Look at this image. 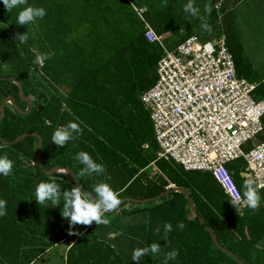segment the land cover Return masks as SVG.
I'll list each match as a JSON object with an SVG mask.
<instances>
[{
  "label": "trees",
  "instance_id": "obj_1",
  "mask_svg": "<svg viewBox=\"0 0 264 264\" xmlns=\"http://www.w3.org/2000/svg\"><path fill=\"white\" fill-rule=\"evenodd\" d=\"M241 1L192 0L199 11L189 16L183 11L188 0H27L25 6L43 7L45 16L29 26L23 43L13 39L27 31L26 26L14 24L17 10L6 12L0 4V110L5 98L13 99L23 111L30 108L14 79L23 85L24 96L33 99L27 114L7 103L0 120L3 140L28 134L9 145L0 140V155L13 162L11 173L0 177V199L6 201L5 215L0 216V264H31L62 240L71 242L66 264H124V257L92 229L94 222L72 225L74 234L69 235V224L59 215L61 205L51 207L46 202L45 208L30 200L39 182L54 181L61 191L76 186L70 175L46 173L57 166L71 169L88 192L94 183L106 182L119 200L156 197L171 185L185 188L224 248L246 264H264V205L235 209L210 172L185 171L175 162L158 159L150 114L141 100L142 93L156 83L163 54L159 44L145 38L142 18L164 35L170 49L193 35L207 41L224 33L237 73L243 77L248 66L243 65L242 48L231 44L236 36L235 7ZM205 5L209 13L204 12ZM202 23L211 31L202 29ZM49 52L52 55L42 65L33 63L36 55ZM255 97L264 98V82H259ZM68 121L79 124L80 134L64 147L48 142L51 133ZM36 134L42 137V166L37 162ZM256 141H264V130ZM79 151L102 164L104 174L80 176L82 166L73 159ZM152 163L160 172L149 169ZM228 168L239 190L244 179H253L242 157ZM261 193L264 196V190ZM168 195L185 198L171 192L161 200ZM128 204L105 212L104 218L147 209ZM178 222L183 229H177ZM170 224L172 230L163 231L155 242L160 252L144 256L139 264H163L165 254L173 249L177 256L167 264H239L215 245L188 204Z\"/></svg>",
  "mask_w": 264,
  "mask_h": 264
},
{
  "label": "built area",
  "instance_id": "obj_2",
  "mask_svg": "<svg viewBox=\"0 0 264 264\" xmlns=\"http://www.w3.org/2000/svg\"><path fill=\"white\" fill-rule=\"evenodd\" d=\"M142 20L145 38L163 50L156 83L141 95L158 159L210 172L227 196H241L228 164L242 157L253 180L264 184V141H256L264 130V98L255 97L259 82L238 75L226 35L207 41L193 35L170 49L164 35ZM242 206L241 198L237 208Z\"/></svg>",
  "mask_w": 264,
  "mask_h": 264
},
{
  "label": "clouds",
  "instance_id": "obj_3",
  "mask_svg": "<svg viewBox=\"0 0 264 264\" xmlns=\"http://www.w3.org/2000/svg\"><path fill=\"white\" fill-rule=\"evenodd\" d=\"M27 0H0V4L3 5L6 12H12L14 9L17 10L15 13V25L26 26L27 31L25 33H17L13 39H18L20 43H23L27 36L25 35L29 31V26L33 25L37 19L45 16V9L43 7L25 6ZM183 11L189 16H195L198 13V9L193 7L192 0L183 6ZM204 12L209 13L210 9L207 5L204 7ZM201 28L206 31H211L210 26L207 23H202ZM52 53L49 52L44 55H36L33 63L39 65L42 61ZM81 128L75 121H68L65 125L57 127L50 135L52 144L59 147L64 145L70 140L74 139V134L79 135ZM73 159L77 161L82 167L80 168V176H101L104 174V167L102 164L95 162L88 153L84 151L77 152ZM13 162L6 156L0 155V177L8 176L12 171ZM66 169H61L59 175L66 174ZM264 187V184L257 183L253 179H244L241 186V196H233L231 192L228 193V201L236 209L241 204V198L243 206L250 210H255L259 206V189ZM34 198L37 205H45V208L59 207V215L61 218L67 220L69 224V235H73L72 225L82 224L88 225L91 222H95L96 225L107 224V219L104 218L105 212H111L116 209L120 200L118 199L117 193L107 184L106 182H96L92 185L91 191H81L80 186H73L70 189L65 188L61 191V188L56 182H39L33 190ZM47 202V204H46ZM6 201L0 199V216L5 215ZM163 231L170 232L172 226L170 223L165 222L163 224ZM177 229H183L184 224L178 222L176 225ZM160 252V246L157 243H151L145 247L134 248L131 252L130 261L133 264L141 262L142 257L148 254H156ZM177 256L175 249L167 252L164 256L163 264H167L169 260H174Z\"/></svg>",
  "mask_w": 264,
  "mask_h": 264
},
{
  "label": "crops",
  "instance_id": "obj_4",
  "mask_svg": "<svg viewBox=\"0 0 264 264\" xmlns=\"http://www.w3.org/2000/svg\"><path fill=\"white\" fill-rule=\"evenodd\" d=\"M154 165L151 164L149 169L156 172ZM259 195L258 207L264 205V196L261 192ZM187 204V199L183 196L168 195L162 203L149 207L144 212L124 216V223L120 227H117L114 219V221L107 220V224L96 225L94 222L92 229L100 239L107 241L117 253L124 257V264H133L130 261L132 250L155 243L163 232V224L165 222L170 223L177 212ZM170 211L172 213L169 215ZM70 245L69 240H62L55 246L47 248L31 264H39L42 261H44L43 264H65V258H62L61 255L58 256V254L63 252L65 255ZM139 263L137 262V264Z\"/></svg>",
  "mask_w": 264,
  "mask_h": 264
},
{
  "label": "rangeland",
  "instance_id": "obj_5",
  "mask_svg": "<svg viewBox=\"0 0 264 264\" xmlns=\"http://www.w3.org/2000/svg\"><path fill=\"white\" fill-rule=\"evenodd\" d=\"M234 29L236 36L231 37V44L236 49V43L240 44L243 57V65L247 69L242 72L243 77L254 82H261L264 75V0H242L235 7ZM160 199L149 203H137L140 207H153L162 203ZM136 204V203H134ZM132 202L128 206L134 205ZM172 213V211L169 212ZM124 216L113 213L107 216L108 221H114L117 227L123 225ZM130 221V220H129ZM94 230V229H93ZM65 258L66 254L60 252L58 256ZM44 261L39 264H43Z\"/></svg>",
  "mask_w": 264,
  "mask_h": 264
},
{
  "label": "water",
  "instance_id": "obj_6",
  "mask_svg": "<svg viewBox=\"0 0 264 264\" xmlns=\"http://www.w3.org/2000/svg\"><path fill=\"white\" fill-rule=\"evenodd\" d=\"M14 81L19 85V95H20V97L22 99L26 100L29 103L30 108L27 111H23L22 109H20L16 105V103L14 102L13 99H11V98H5L3 100V102H2V105H1L0 120L3 118V116L5 114V106H6L7 103L12 104L21 114H27L32 109V106H33V99H32V97H30V96H24V94H23V85L17 79H14ZM27 135H28L27 133H24V134L18 136L16 139H14L11 142L3 140L2 137H1V135H0V140L4 144L9 145V144H13V143L18 142L19 140H21L22 138L26 137ZM36 135H37L38 140H39L38 141V147H37V154H36V156H37V162H38V165L39 166H42V158H41L42 137L39 134H36ZM61 169H66L67 172H66L65 175H70L72 177L74 183L76 184V186H80L81 187V185H80V183H79L76 175L74 174V172L71 169L67 168V167L57 166V167H54V168L46 171V173L49 174V175L52 174V173H55V172L59 173ZM81 191H85V190L81 187ZM171 192H179V193H181V194H183L185 196V198L187 199V202L189 204V207H190L192 213L194 214L195 217L198 218V220L200 221L201 224L205 225V228L210 232V234L212 236V239H213L215 245L218 248H220V249L225 250L226 252H228L231 256H233L239 262V264H246L237 255H235L234 253L228 251L226 248H224L222 246V244L219 242V240H218L217 236L215 235V233L213 232V230L209 226H207L206 223H205V221L203 220V218L200 217L199 212L197 211V209H196V207H195V205L193 203V200H192V197H191L190 192L187 189H185V188L176 187L175 185H171L166 191L162 192L161 194H159L156 197H151V198H146V199L124 198V199L120 200L119 206L121 204H123L124 202L149 203V202L158 200V199L164 197L165 195H167V194H169ZM119 206L116 209H118ZM116 209H114L111 212H106V213H112Z\"/></svg>",
  "mask_w": 264,
  "mask_h": 264
}]
</instances>
